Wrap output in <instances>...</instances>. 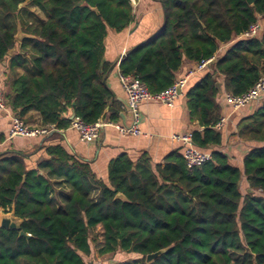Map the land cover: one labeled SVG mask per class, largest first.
Masks as SVG:
<instances>
[{"label":"trees","instance_id":"1","mask_svg":"<svg viewBox=\"0 0 264 264\" xmlns=\"http://www.w3.org/2000/svg\"><path fill=\"white\" fill-rule=\"evenodd\" d=\"M151 1L161 7L162 26L127 52L119 72L152 94L173 84L184 61L210 59L264 17V0ZM133 21L129 0H0V64L18 44V29L30 36L9 60L22 74L8 77L6 105L18 117L36 112L56 130L70 126L68 113L85 124L107 113L117 121L103 41L108 30ZM216 74L225 93L252 88L264 75V26L259 38L223 51L186 94L189 118L201 128L192 142L204 152L223 143L214 129L221 111ZM237 135L255 145L242 170L219 151L192 170L177 152L155 167L146 154L136 164L123 155L109 164L106 181L60 145L46 148L34 168L26 163L32 153H0V209L22 221L18 230L0 228V264H86L83 257L117 253L134 257L114 264H146L160 250L166 252L150 264H264V97Z\"/></svg>","mask_w":264,"mask_h":264},{"label":"crops","instance_id":"2","mask_svg":"<svg viewBox=\"0 0 264 264\" xmlns=\"http://www.w3.org/2000/svg\"><path fill=\"white\" fill-rule=\"evenodd\" d=\"M129 1L134 16L133 23L120 32L108 30L103 41V64L109 66L104 81L110 91L109 105L119 109V118L114 123L126 124H129V117L121 116V114L126 115L127 112L124 109V94L117 78L119 64L130 49L153 36L163 23V13L159 3L151 0ZM24 5L25 7L27 6L26 4ZM28 9L36 14L38 13L34 7H29ZM237 41L238 39L234 38L230 43L221 46L215 55V60L222 55L223 51L228 50ZM17 42L18 44L8 54V57L0 64V89H3L4 92H6L8 77L11 75L19 77L22 74L21 69L11 68L9 61L14 55L20 54L19 46L21 41L17 40ZM194 64L184 61L175 73V80L185 77L187 71L192 69ZM213 65L209 68L207 67L204 71L194 72L188 77L185 88L181 90L172 107H166L156 102L140 104L141 120L139 128L142 135L139 137L120 136L115 129L106 127L101 131L97 141L87 144L80 142L78 133L69 126L59 130L54 128L45 136L9 140L7 139V132L10 127L9 115L12 112L9 108L10 111L7 113H0V153L7 151L32 153L26 163L29 168H34L38 162L43 160L46 148L60 145L68 153L88 161L92 170L104 181L107 179L109 164L123 155L136 164L140 157L146 154L153 167L164 165V160L167 156L176 152L181 153V146L171 140L173 135H187L201 131L198 123L191 121L189 118L186 94L202 80L206 73L212 71ZM222 82L223 77L216 74V83L221 85V93L218 96L217 103L221 108L220 115L226 117L225 124L218 131L222 136L223 143L221 146L212 147L207 151L224 153L228 157L230 166L242 170L244 156L255 145L247 143L238 137V124L241 119L253 115L260 107L262 101L233 112L223 103L222 95L225 92ZM70 116L71 113H68L67 117L70 118ZM109 117L110 113H107L104 121H110ZM20 119L32 129H51L52 127L43 125L39 114L36 112H29L20 117ZM38 148L40 150L36 151ZM240 188L241 190L243 189L242 192L247 191L248 184L244 177L240 182Z\"/></svg>","mask_w":264,"mask_h":264},{"label":"built area","instance_id":"3","mask_svg":"<svg viewBox=\"0 0 264 264\" xmlns=\"http://www.w3.org/2000/svg\"><path fill=\"white\" fill-rule=\"evenodd\" d=\"M262 17H258L257 21L252 24L249 29L243 34L235 37L238 40L259 38L263 31ZM234 39V38H233ZM232 39V40H233ZM228 44V43H227ZM215 60V56L208 60L195 63L193 68L187 71L185 77L176 79L173 84L166 90L152 94L148 91L146 86L137 78L131 75H123L119 71L117 72L118 82L124 94L125 111L129 115V124L114 123L110 121L98 120L93 124H85L77 117L71 120L70 127L78 133L79 141L82 143H93L100 137L101 131L106 127H111L116 130L120 136H133L139 137L142 135L140 131L141 115L139 112V105L146 102H156L166 107H172L179 97L181 90H183L187 84V79L194 72L204 71L207 65ZM5 92L0 89V113H7L10 111L6 105ZM264 97V75L261 76L256 84L250 88L242 96H234L230 93H224L222 95L223 103L229 107L233 112L239 111L246 106L259 103ZM10 127L7 132V139L14 138H33L37 136H45L54 129H32L26 126L17 114L10 112ZM226 122V117L220 115L218 123L214 129L220 131ZM171 140L181 146V154L184 160L185 167L188 170L198 169L204 164L211 161V153L208 151H201L197 149L192 142V134L187 135H173ZM0 211V215L2 214Z\"/></svg>","mask_w":264,"mask_h":264},{"label":"water","instance_id":"4","mask_svg":"<svg viewBox=\"0 0 264 264\" xmlns=\"http://www.w3.org/2000/svg\"><path fill=\"white\" fill-rule=\"evenodd\" d=\"M25 5L24 4H21V5H19V8H22V7H24ZM30 36H27V35H24V34H22L20 31H19V29H18V33H17V35H16V40H19V41H22L24 38H29ZM14 49V48H13ZM12 49V50H13ZM12 50H10L9 52H8V54H10V52L12 51ZM216 63V60H213V61H211L208 65H207V67L209 68V67H211V65H213V64H215ZM103 65V60H102V62H101V66ZM213 79L215 80L216 79V75L213 77ZM215 87H216V89H217V91H218V93L220 94L221 93V85L219 84V83H216V85H215ZM124 104H125V102H124ZM129 115L130 114H128V113H126V115H124V114H121V116H123V117H129ZM74 118V114H71V116H70V120H72ZM124 124H126V123H124ZM116 198H118V199H123V196L122 195H120V194H118L117 196H116ZM22 223V221L21 220H19L18 218H15L14 217V215H13V213L11 212V213H9L8 215H1V217H0V228H4V229H12V230H18L19 228H20V224ZM20 236H25L24 235V233L23 232H20ZM166 252V250H160V251H158V252H156V253H153V254H150V255H148L146 258H145V263L146 264H150L153 260H155L157 257H159V256H161L163 253H165Z\"/></svg>","mask_w":264,"mask_h":264},{"label":"rangeland","instance_id":"5","mask_svg":"<svg viewBox=\"0 0 264 264\" xmlns=\"http://www.w3.org/2000/svg\"><path fill=\"white\" fill-rule=\"evenodd\" d=\"M261 20L264 25V17H262ZM243 191V189H242ZM2 215H7V214H2ZM134 255H125L122 253H117L115 255H106L104 257H98L94 254L88 256V257H83L84 261L86 264H114L116 262H123L132 259Z\"/></svg>","mask_w":264,"mask_h":264}]
</instances>
